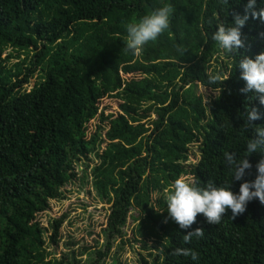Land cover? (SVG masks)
<instances>
[{
    "label": "trees",
    "instance_id": "obj_1",
    "mask_svg": "<svg viewBox=\"0 0 264 264\" xmlns=\"http://www.w3.org/2000/svg\"><path fill=\"white\" fill-rule=\"evenodd\" d=\"M247 3L0 0V264H63L46 260L37 216L58 198L74 161L90 154L100 160L94 188L112 205L103 231L107 252H98L99 257L107 255L136 208L147 214L148 234L159 239L161 264H264V204L258 199L233 220L229 210L219 225L198 215L187 230L170 219L164 222L166 202L163 213L150 206L152 192L171 189L185 174L201 186L209 180L231 185L234 193L244 182L232 180L224 153L246 157L255 133L243 124L252 108L260 119L250 123L264 126V105L254 92L241 91L246 84L238 67L245 56L255 59L264 52V21L248 13L241 29L245 46L224 52L231 63L227 73L213 69V58L223 51L211 36L216 25L229 26L236 14L243 17ZM164 4L175 9L170 29L134 56L125 48L126 25ZM261 8L264 0H256L255 10ZM23 52L27 57L8 67V59ZM25 70L26 82L42 72L30 90L19 79ZM217 73L228 79L209 85V75ZM199 84L219 91L205 125L204 99L195 96ZM107 99L114 105L103 107ZM192 144H199L201 157L188 170ZM246 158L252 168L244 180L251 181L264 153ZM63 223L64 217L54 221L53 241ZM198 227L204 236L185 243L186 232ZM178 247L192 249L199 259L173 255Z\"/></svg>",
    "mask_w": 264,
    "mask_h": 264
},
{
    "label": "clouds",
    "instance_id": "obj_2",
    "mask_svg": "<svg viewBox=\"0 0 264 264\" xmlns=\"http://www.w3.org/2000/svg\"><path fill=\"white\" fill-rule=\"evenodd\" d=\"M224 5L228 0H221ZM256 0H248L245 6V15H234L233 23L229 26L224 24L216 25L217 30L212 33L211 39L220 50L225 53L233 54L245 46L242 39L241 29L249 19L248 13L252 18L264 21V8L256 11ZM175 9L171 4H164L161 7L145 14L138 21L126 25L127 37L125 41L126 50L134 56H141L144 48L170 29L171 17ZM212 20L208 24L212 25ZM182 51V50H181ZM241 70V79L245 81V88L242 92H254L261 105H264V52L256 55L255 59L245 56L238 63ZM224 75L217 73L211 74L208 78L209 85H220L227 80ZM260 119L257 109L252 108L247 112L245 129H252L255 138H251L246 144V157L253 153H264V126L253 125L250 121ZM225 165L232 174V180L244 181L240 184L239 192L234 193L230 186H217L214 181L209 180L206 186H201L200 182L194 178H177L171 185V189L166 196L167 217L165 223L170 219L176 223L180 229L187 230L196 223L197 216L203 215L209 225H219L225 214L231 210V218L235 219L242 215L249 202L258 199L264 204V158L256 165L257 175L254 180H244L249 173L252 165L245 157L238 159L234 153H224ZM202 238L204 229L196 228L194 231H187L183 236L185 243H190L192 237ZM176 256L190 257L193 261L199 259L198 253L190 248L178 247L173 253Z\"/></svg>",
    "mask_w": 264,
    "mask_h": 264
},
{
    "label": "rangeland",
    "instance_id": "obj_3",
    "mask_svg": "<svg viewBox=\"0 0 264 264\" xmlns=\"http://www.w3.org/2000/svg\"><path fill=\"white\" fill-rule=\"evenodd\" d=\"M12 52L8 49L4 57ZM33 53V52H32ZM27 57L23 52L21 58L8 59V67H13ZM28 64V63H27ZM25 64V65H27ZM213 69L227 73L230 60L223 52L215 55L211 62ZM26 72L19 79H26ZM38 70L30 81L23 82V89H32L41 79ZM201 95L206 105V118L203 125L210 120V106L219 95V91H213L199 84L195 96ZM113 104L110 99L105 100L103 107ZM114 105V104H113ZM156 119V117H153ZM105 147V146H104ZM103 147V148H104ZM190 160L187 163L188 170H192L200 160L199 144L189 147ZM100 165V160L95 154L81 157L74 161L70 180L60 189L58 198L50 200L49 209L38 214L37 220L44 229L46 240V260H53L63 264H161L163 248L158 244L159 239L149 235L147 229V214L139 209L132 208L126 226L122 234L113 240L110 250L103 257L98 252H107V238L103 231L107 227V220L112 205L107 200L99 198L94 188V170ZM182 177L194 178L191 174ZM170 188L164 191L152 192L150 206L160 213L165 211L162 202H166V196ZM64 217V223L59 229L56 241H53V223L56 219ZM158 234L162 235L160 231ZM88 249H92L87 252Z\"/></svg>",
    "mask_w": 264,
    "mask_h": 264
}]
</instances>
